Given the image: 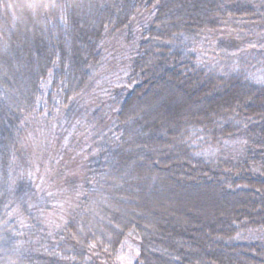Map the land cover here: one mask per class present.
<instances>
[{
    "label": "trees",
    "instance_id": "obj_1",
    "mask_svg": "<svg viewBox=\"0 0 264 264\" xmlns=\"http://www.w3.org/2000/svg\"><path fill=\"white\" fill-rule=\"evenodd\" d=\"M255 22L250 0H0V57H29L22 82L0 63V264H120L128 240L133 264H264V52L195 45ZM110 33L126 76L90 110L83 182L49 224L19 148L31 123L90 102Z\"/></svg>",
    "mask_w": 264,
    "mask_h": 264
},
{
    "label": "rangeland",
    "instance_id": "obj_2",
    "mask_svg": "<svg viewBox=\"0 0 264 264\" xmlns=\"http://www.w3.org/2000/svg\"><path fill=\"white\" fill-rule=\"evenodd\" d=\"M250 1L256 6L264 5V0ZM263 26L264 23L255 22L246 31L237 29L238 31L235 30V32L238 33H224L213 39L210 38L209 41L200 38V42L195 41V45L197 48H203L204 51H207L209 47L217 55L223 54L228 57L230 54L231 57L233 54L238 56L252 50H254L253 53H261L264 52ZM109 35L105 40L106 45L104 43L105 61L94 81L96 88L90 97V102L87 105L77 103L73 107H67V110L73 108L68 114L60 109L51 113V116L46 117L45 120L31 123L19 148L20 154L16 160L18 181L23 182L26 196L28 195L30 199L35 198V195L41 191L46 193L52 203L46 212H42L49 224L60 225L65 221L64 216L74 206L75 198L83 182L87 163L86 149L90 144L88 127L93 121L96 122L102 117L100 112L93 115L90 110L94 111L100 103L107 104L111 92L122 86L126 76L128 46L119 33ZM22 36L24 37L25 34L23 33ZM4 56L0 57V63L11 60L15 64L14 61H16L17 63L10 70L17 72L18 80L22 82L20 66L22 60H29V57L26 55L21 60L20 58L13 60L9 53ZM262 68L263 71L260 69L258 72L254 71L253 74L259 73L258 76L264 78V66ZM12 89L14 90V87ZM89 106L93 109L88 110ZM151 205L155 210H164L165 207L172 206L167 198L161 199L157 204L151 203ZM202 207L205 209L204 205ZM255 238L264 241V234H257ZM138 258L137 241L128 240L120 254V264H133Z\"/></svg>",
    "mask_w": 264,
    "mask_h": 264
}]
</instances>
